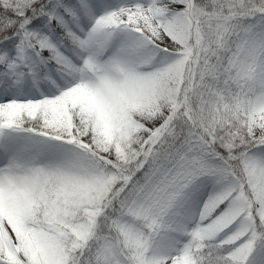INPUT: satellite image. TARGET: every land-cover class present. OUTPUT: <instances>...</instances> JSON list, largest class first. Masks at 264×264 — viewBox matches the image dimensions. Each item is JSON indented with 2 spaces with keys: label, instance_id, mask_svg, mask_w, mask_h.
<instances>
[{
  "label": "snow or ice",
  "instance_id": "1",
  "mask_svg": "<svg viewBox=\"0 0 264 264\" xmlns=\"http://www.w3.org/2000/svg\"><path fill=\"white\" fill-rule=\"evenodd\" d=\"M0 264H264V0H0Z\"/></svg>",
  "mask_w": 264,
  "mask_h": 264
}]
</instances>
